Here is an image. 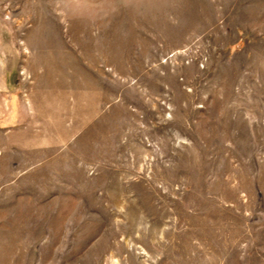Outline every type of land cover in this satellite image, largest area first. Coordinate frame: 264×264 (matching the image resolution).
<instances>
[{
  "label": "rangeland",
  "instance_id": "obj_1",
  "mask_svg": "<svg viewBox=\"0 0 264 264\" xmlns=\"http://www.w3.org/2000/svg\"><path fill=\"white\" fill-rule=\"evenodd\" d=\"M0 264H264V0H0Z\"/></svg>",
  "mask_w": 264,
  "mask_h": 264
}]
</instances>
